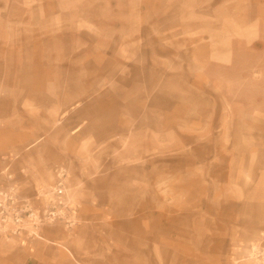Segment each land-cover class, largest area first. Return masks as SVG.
Instances as JSON below:
<instances>
[{
	"label": "crops",
	"instance_id": "obj_1",
	"mask_svg": "<svg viewBox=\"0 0 264 264\" xmlns=\"http://www.w3.org/2000/svg\"><path fill=\"white\" fill-rule=\"evenodd\" d=\"M198 2L173 0V7L189 8V18L180 23L205 22V5ZM249 2L244 5L250 7ZM256 2L255 18L245 20L230 9L222 20L209 18L219 23L213 33L198 28L179 36L193 39L182 50L201 64L202 75L212 64L232 63L235 41L251 46L261 38L263 0ZM10 39L7 34L5 40ZM141 39L135 38V51L140 52ZM201 49H207L205 57ZM2 51L0 190L28 199L41 212L48 199L39 196L61 182L65 206L61 219L18 233L1 229L0 264H264V145L247 143L239 153L236 142L229 147L215 143L206 158L201 147L207 136L218 141L230 129L207 134L205 120L212 115L189 104L172 116V125L164 123L165 113L120 111L113 129L100 121L109 112L71 126L75 106L62 112L59 92L49 84L33 93L16 72L9 79L8 49ZM129 61L143 64L137 58ZM160 71L154 92L161 94L176 81L183 101L198 97L195 87L181 79L188 73L185 66ZM147 119L159 123L142 126ZM216 152H229L227 163Z\"/></svg>",
	"mask_w": 264,
	"mask_h": 264
},
{
	"label": "rangeland",
	"instance_id": "obj_2",
	"mask_svg": "<svg viewBox=\"0 0 264 264\" xmlns=\"http://www.w3.org/2000/svg\"><path fill=\"white\" fill-rule=\"evenodd\" d=\"M231 1L199 0L205 5L206 20L195 24L180 23L189 18V8H175L173 0H0V55L8 49L9 79L16 72L21 85L33 93L49 84L59 92L62 112L75 106L71 126L81 123L83 117L96 119L100 113L109 112L100 121L103 128L113 129L119 125L120 111L134 116L142 111L165 113L168 118L164 123L172 125V116L185 111L189 104L196 112L212 115L205 120L207 134L221 127L230 129L229 135L218 141L213 135L207 136L206 146L201 147L203 156L213 154L215 143L228 146L236 142L241 153L247 143L264 145V0L260 8L261 38L251 46L235 41L231 64H212L202 75L201 64L195 65L182 50L193 39L179 37L198 28L213 33L219 23L209 18L222 20L230 9L245 20L255 18L256 0H250V7L244 5L247 0H242V5ZM224 4L228 10L215 8ZM7 34L12 39L5 40ZM135 38H142L140 52L132 47ZM206 51L201 49L200 56L205 57ZM134 58L143 64L129 61ZM173 65L187 68L189 74L184 72L181 79L195 87L198 97L183 101L176 81L161 94L154 92L160 67ZM102 82L110 84L105 87ZM67 118L64 116L62 123ZM158 123L147 119L142 126ZM215 154L227 163L229 152Z\"/></svg>",
	"mask_w": 264,
	"mask_h": 264
},
{
	"label": "built area",
	"instance_id": "obj_3",
	"mask_svg": "<svg viewBox=\"0 0 264 264\" xmlns=\"http://www.w3.org/2000/svg\"><path fill=\"white\" fill-rule=\"evenodd\" d=\"M64 189L61 182L42 193L39 197H46L47 204L41 212L31 205L28 199H18L11 190H0V230L9 229L18 233L28 227L40 225L44 221L63 218L61 208L65 206L62 199Z\"/></svg>",
	"mask_w": 264,
	"mask_h": 264
}]
</instances>
